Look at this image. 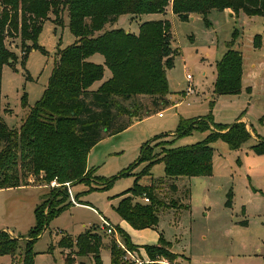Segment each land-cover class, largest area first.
I'll list each match as a JSON object with an SVG mask.
<instances>
[{
  "label": "rangeland",
  "instance_id": "1",
  "mask_svg": "<svg viewBox=\"0 0 264 264\" xmlns=\"http://www.w3.org/2000/svg\"><path fill=\"white\" fill-rule=\"evenodd\" d=\"M228 9H213L207 19L202 14L192 13L193 17L186 21L171 8L165 13L120 16L117 27L136 34L145 21L167 19L171 22V47L178 50L174 66L167 69L168 98L172 103L163 109V117L154 113L131 130L106 137V141L90 153L88 165L93 174L88 181L70 184V188L66 185L67 191L62 190L68 197L66 203L71 205L52 216L47 228L34 241L35 264H66L67 253L77 264H94L91 256H76V248H63L59 244L62 238H68L66 242L71 243L87 231L102 236V263L113 264L111 240L115 238L121 248H128L118 230L109 234L103 229L102 216L115 228L123 230L136 247L130 251L134 257L124 256L121 264H140L138 261L167 264L154 263L147 251V247L161 244V239L177 254L176 264H264V154H257L253 149L264 139V16ZM61 17V21L56 20L55 14L50 13L37 39L39 49H30L32 42L24 43L20 36L6 38L16 60L11 59L13 64L3 67L0 123L15 129L22 126L31 107L41 99L48 86L59 50L77 40L70 29L68 8ZM236 30L239 35L234 47L243 54L241 92L217 94L216 63L226 53ZM257 34L262 36V42L255 47ZM90 60L102 64L104 57L95 54ZM104 75L92 89H97L111 76L110 69L105 68ZM189 87H193L194 92L187 94ZM241 115L247 118L259 139L252 136L240 146L231 148L224 139L218 138L210 143L213 148L210 176H183L178 181L157 182L159 197L173 206L158 208L159 219L155 225L136 228L118 213L116 206L122 198L120 194L134 186L137 173L148 162H141L130 174H119L136 163L144 143L168 134L152 143L155 155L156 151L170 147L197 144L208 137L210 130L195 129L175 136L181 118L211 116L217 124L232 125ZM21 172L26 174L25 185L0 189V231L10 230L15 237H22L16 254H0V264L20 263L26 248L25 238H29L36 226V207L50 205L55 190L60 188L53 185L56 179L48 182L42 175L37 177L24 169ZM150 172L152 176L141 178L142 184H152L163 174L164 163H155ZM104 179L114 180L104 185L101 183ZM175 182L179 186L177 192L171 188ZM230 192L232 205L227 206ZM143 199L144 195L134 197V201L150 202Z\"/></svg>",
  "mask_w": 264,
  "mask_h": 264
},
{
  "label": "trees",
  "instance_id": "2",
  "mask_svg": "<svg viewBox=\"0 0 264 264\" xmlns=\"http://www.w3.org/2000/svg\"><path fill=\"white\" fill-rule=\"evenodd\" d=\"M67 8L70 29L77 40L59 50L48 86L31 107L22 126L15 129L0 123V189L25 185L26 174L21 169L37 177L42 175L48 182L56 179L60 187L55 190L50 205L36 207V226L29 238H25L26 248L20 263L12 264H35L34 241L47 228L52 216L71 205L66 203L68 197L62 190L67 183L88 181L93 174L88 167L91 149L106 137L119 134L171 105L167 69L174 66L178 54V50L171 47V22L167 19L145 21L136 34L122 27H112L120 16L165 13L168 8L185 21L192 13L202 14L207 19L213 9L226 8L264 16V0H0V98L3 67L13 64L10 59L16 60L6 38L20 36L24 43L32 42L30 49H39L37 39L50 13L61 21L62 12ZM238 35L236 30L226 53L216 63L217 94L241 92L243 54L234 47ZM261 42L262 36L257 34L254 46L258 47ZM95 54L103 55L102 64L90 60ZM105 68L110 69L111 76L97 89H92L95 82L103 80ZM243 116L232 125L217 124L211 116L181 118L175 136L197 129L210 130L208 137L197 144L164 149L160 155L153 153L152 143L168 134L144 143L136 163L119 174H130L141 162H148L137 173L134 186L120 194L118 213L136 228L155 225L159 219L158 208L173 205L158 195L156 183L164 182V178L156 179L151 185L141 184V178L151 175L150 170L157 162L164 163L166 178L210 176L213 173L211 142L221 138L231 148H236L252 137L247 124L241 121ZM253 149L257 154H264V139ZM114 179H104L101 183L109 185ZM171 188L178 191L176 183L171 184ZM142 195L150 202L134 201L135 196ZM226 205H232L231 192ZM115 230L128 250H135L128 235L121 229ZM20 239L22 237L1 230L0 254H16ZM67 239L60 240L61 247L76 248V256H91L94 264H103L100 234L87 231L71 243L66 242ZM110 248L112 263L121 264L126 250L115 238ZM147 251L154 263L167 260L175 264L177 254L163 239L161 244L147 247ZM65 262L77 264L69 253L65 254Z\"/></svg>",
  "mask_w": 264,
  "mask_h": 264
},
{
  "label": "crops",
  "instance_id": "3",
  "mask_svg": "<svg viewBox=\"0 0 264 264\" xmlns=\"http://www.w3.org/2000/svg\"><path fill=\"white\" fill-rule=\"evenodd\" d=\"M228 10H232V9H228ZM191 17H193V16H191ZM117 24L118 23H116L115 25H113L112 27L113 28H116L117 27ZM242 80H243V77H242ZM169 99V98H168ZM170 102H171V100H170ZM172 103V102H171ZM160 112H163V110L162 111H160ZM160 112H158L157 114L159 115L160 114ZM160 116V115H159ZM160 117H163V115L162 116H160ZM148 118V117H147ZM144 120H146V118H144L143 120H141V121H144ZM242 120L243 121H245V123L247 124V127L249 128V130L252 132V136H254L256 139H259L254 133H253V131L251 130V127L249 126V123H248V121H247V118L244 116L243 118H242ZM141 121H137V122H135L133 125H131L128 129H126L125 131H128V130H131L137 123H140ZM125 131H123V132H125ZM123 132H121V133H123ZM120 133V134H121ZM117 135V134H116ZM119 135V134H118ZM113 136V135H112ZM112 136H110V137H112ZM107 138H109V137H107ZM111 139V138H110ZM104 141H106V138L105 139H103L102 141H100L97 145H95L92 149H91V151H90V153L96 148V147H98L100 144H102V143H104ZM170 148H173V147H170ZM164 150V149H163ZM163 150H161V151H156L158 154L157 155H160L162 152H163ZM90 153H89V156H90ZM89 156H88V158H89ZM88 167L90 168V166L88 165ZM153 174V173H152ZM149 176H152V175H149ZM153 178V177H152ZM159 178H164L166 181L168 180V179H170V178H166L165 177V165H164V173L163 174H161V175H158V178L157 179H159ZM180 178H182V177H177V178H174V180L175 179H177L176 181H178ZM156 182V179L153 181V183H155ZM141 183V182H140ZM152 183V184H153ZM176 183V182H175ZM142 184V183H141ZM143 185H151V184H143ZM176 185L178 186V184L176 183ZM178 189H179V186H178ZM136 200V199H135ZM119 201H120V199H119ZM118 201V202H119ZM143 201H144V199H143ZM145 202V201H144ZM103 217V219H106L108 222H110L109 221V219L107 218V217H105V216H102ZM111 223V222H110ZM112 224V223H111ZM113 225V224H112ZM114 226V225H113ZM103 229H104V227H103ZM9 232H10V234L12 235V236H14V234L9 230ZM148 260V262H149V259H147ZM159 261H163V262H166L167 264H172V263H170V262H168L167 260H159ZM82 264V263H81ZM175 264H176V262H175Z\"/></svg>",
  "mask_w": 264,
  "mask_h": 264
},
{
  "label": "built area",
  "instance_id": "4",
  "mask_svg": "<svg viewBox=\"0 0 264 264\" xmlns=\"http://www.w3.org/2000/svg\"><path fill=\"white\" fill-rule=\"evenodd\" d=\"M188 79H191V76L188 75ZM194 92V88L193 87H189L186 91V93H193ZM160 116L163 115V112H160L159 114ZM53 185H59L58 183L56 182H53ZM68 188H70V183H67L66 184ZM72 200L75 202V199L74 197L72 196ZM144 201L145 202H149V198L148 197H144ZM104 224H105V227L104 229L110 234V233H113L115 231V227L110 223L108 222L106 219H104ZM127 255H130L131 257H134V255L129 251V250H126V255H125V258H127ZM136 261H138V258H135ZM140 264H142V262L138 261Z\"/></svg>",
  "mask_w": 264,
  "mask_h": 264
},
{
  "label": "water",
  "instance_id": "5",
  "mask_svg": "<svg viewBox=\"0 0 264 264\" xmlns=\"http://www.w3.org/2000/svg\"><path fill=\"white\" fill-rule=\"evenodd\" d=\"M10 61H11V59H10Z\"/></svg>",
  "mask_w": 264,
  "mask_h": 264
}]
</instances>
